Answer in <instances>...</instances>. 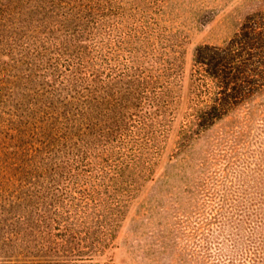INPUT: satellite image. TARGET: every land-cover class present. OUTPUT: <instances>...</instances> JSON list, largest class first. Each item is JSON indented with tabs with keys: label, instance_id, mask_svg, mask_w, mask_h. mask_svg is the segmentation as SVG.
I'll return each instance as SVG.
<instances>
[{
	"label": "trees",
	"instance_id": "1",
	"mask_svg": "<svg viewBox=\"0 0 264 264\" xmlns=\"http://www.w3.org/2000/svg\"><path fill=\"white\" fill-rule=\"evenodd\" d=\"M153 4L0 0V93L29 92L0 112V264L91 256L84 244L116 224L129 174L159 162L157 130L176 131V154L229 117L259 123L228 154L230 249L219 251L227 264H264V7L199 44L186 72L172 30L148 22ZM184 161L188 181L206 167Z\"/></svg>",
	"mask_w": 264,
	"mask_h": 264
},
{
	"label": "rangeland",
	"instance_id": "2",
	"mask_svg": "<svg viewBox=\"0 0 264 264\" xmlns=\"http://www.w3.org/2000/svg\"><path fill=\"white\" fill-rule=\"evenodd\" d=\"M153 2L147 14L148 22L153 27L172 30L181 47L182 66L186 72L193 67L194 51L199 44L221 43L238 28L248 13L264 7V0ZM9 87L0 93L3 117L8 116L9 106L15 105L12 98L16 91L29 94L27 86L23 90L13 85ZM182 95L185 97L186 92L183 91ZM1 122L0 119V125ZM258 123V119L238 123L229 117L195 139L190 148L176 154V131L168 134L166 140L157 130V144L151 152L160 157L159 162L153 166L145 162L136 173L129 174L130 192L124 194V208L116 224L112 222L108 233L106 229H92L91 237L84 244L91 256L76 257L69 261L70 264L225 263L219 248L228 251L230 243L226 240L227 234L222 232L221 217L225 216L223 214L234 199L230 188L234 172H226V162L232 147H238L241 140L246 143L253 138ZM244 134L249 136L243 139ZM185 157L190 158L193 171L199 161H206L204 171L192 173L194 180L185 178L190 171L186 165H181ZM164 173H170V177L165 175L163 179ZM221 205L223 213L219 208ZM242 258L240 255L234 264H244L248 256L244 261Z\"/></svg>",
	"mask_w": 264,
	"mask_h": 264
}]
</instances>
